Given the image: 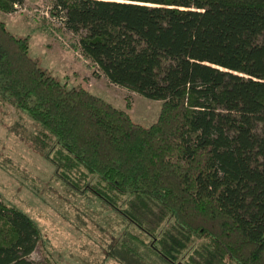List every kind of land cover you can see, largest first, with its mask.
I'll list each match as a JSON object with an SVG mask.
<instances>
[{
    "label": "trees",
    "instance_id": "trees-1",
    "mask_svg": "<svg viewBox=\"0 0 264 264\" xmlns=\"http://www.w3.org/2000/svg\"><path fill=\"white\" fill-rule=\"evenodd\" d=\"M49 14L95 78L161 102L135 122L41 67L0 20V100L31 119L58 179L135 227L117 258L264 264V0H50ZM39 241L0 199V264H48L29 259Z\"/></svg>",
    "mask_w": 264,
    "mask_h": 264
},
{
    "label": "rangeland",
    "instance_id": "rangeland-1",
    "mask_svg": "<svg viewBox=\"0 0 264 264\" xmlns=\"http://www.w3.org/2000/svg\"><path fill=\"white\" fill-rule=\"evenodd\" d=\"M49 9L50 0H24L15 13L0 11V20L13 34L30 36V57L38 58L51 74L83 87L137 123H154L161 102L95 78L75 48L77 39L64 32ZM21 129L25 141L19 139ZM36 133L25 113L0 100V199L38 228L40 241L29 259L48 264H123L116 256L117 244L124 233H136L135 227L99 198L58 179L53 166L31 149Z\"/></svg>",
    "mask_w": 264,
    "mask_h": 264
},
{
    "label": "built area",
    "instance_id": "built-area-1",
    "mask_svg": "<svg viewBox=\"0 0 264 264\" xmlns=\"http://www.w3.org/2000/svg\"><path fill=\"white\" fill-rule=\"evenodd\" d=\"M14 8H15V9H17V8H18V6H14Z\"/></svg>",
    "mask_w": 264,
    "mask_h": 264
},
{
    "label": "crops",
    "instance_id": "crops-1",
    "mask_svg": "<svg viewBox=\"0 0 264 264\" xmlns=\"http://www.w3.org/2000/svg\"><path fill=\"white\" fill-rule=\"evenodd\" d=\"M38 59V58H37Z\"/></svg>",
    "mask_w": 264,
    "mask_h": 264
}]
</instances>
